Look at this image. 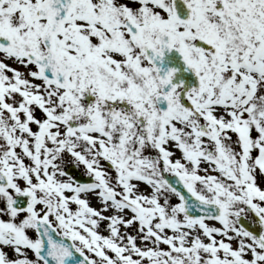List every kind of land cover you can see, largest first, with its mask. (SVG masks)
I'll list each match as a JSON object with an SVG mask.
<instances>
[{
	"label": "snow or ice",
	"instance_id": "1",
	"mask_svg": "<svg viewBox=\"0 0 264 264\" xmlns=\"http://www.w3.org/2000/svg\"><path fill=\"white\" fill-rule=\"evenodd\" d=\"M183 3L0 0V264H264V0Z\"/></svg>",
	"mask_w": 264,
	"mask_h": 264
},
{
	"label": "water",
	"instance_id": "2",
	"mask_svg": "<svg viewBox=\"0 0 264 264\" xmlns=\"http://www.w3.org/2000/svg\"><path fill=\"white\" fill-rule=\"evenodd\" d=\"M177 8L181 16H186L180 2H177ZM159 63H161L162 67L165 69L167 67L177 68L178 71L176 72L175 81L184 80L185 87L194 86L198 83L197 77L195 76L194 72L190 68L186 69L181 55L175 49L166 51L162 62ZM80 259H83V257L79 253H76L75 250H73V256L70 258H66V264H78V261Z\"/></svg>",
	"mask_w": 264,
	"mask_h": 264
},
{
	"label": "rangeland",
	"instance_id": "3",
	"mask_svg": "<svg viewBox=\"0 0 264 264\" xmlns=\"http://www.w3.org/2000/svg\"><path fill=\"white\" fill-rule=\"evenodd\" d=\"M91 203H92L93 206H97V202H96L95 199H92ZM9 252H10V250H9Z\"/></svg>",
	"mask_w": 264,
	"mask_h": 264
}]
</instances>
